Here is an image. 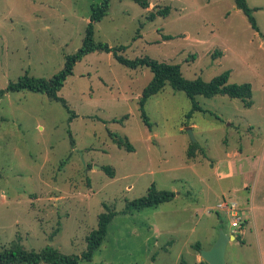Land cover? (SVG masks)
<instances>
[{
    "label": "rangeland",
    "instance_id": "obj_1",
    "mask_svg": "<svg viewBox=\"0 0 264 264\" xmlns=\"http://www.w3.org/2000/svg\"><path fill=\"white\" fill-rule=\"evenodd\" d=\"M147 1L144 10L132 0H110L107 14L94 24L95 42L124 47L121 55L128 59L148 57L178 65L186 80L209 81L229 72V84H250L252 106L225 96H197L205 112L187 117L191 102L166 84L145 104L148 127L138 102L152 74L97 52L74 65L58 92L68 110L44 94H4L0 251L15 245L27 251L49 246L80 256L105 204L116 216L92 260L78 264H195L190 245L204 250L219 230L232 232L229 215L215 210L220 192L237 190L246 199L250 195L245 187L256 184L252 211L241 212L249 222L240 240L227 244L225 262L264 264V0H246L254 9L257 32L234 0ZM100 2L0 0V90L25 74L49 79L60 72L65 57L80 48L91 7ZM166 7L167 17L146 19L152 10ZM166 36L172 39L164 40ZM191 124L197 157L205 165L189 168ZM108 132L127 138L134 151L113 144ZM225 152H251L255 158L250 170L241 176L222 162L214 173L209 162L224 160ZM103 166L111 167L113 178ZM152 186L183 196L121 213ZM206 206L213 211L206 214ZM189 207L200 221L195 231Z\"/></svg>",
    "mask_w": 264,
    "mask_h": 264
},
{
    "label": "trees",
    "instance_id": "obj_2",
    "mask_svg": "<svg viewBox=\"0 0 264 264\" xmlns=\"http://www.w3.org/2000/svg\"><path fill=\"white\" fill-rule=\"evenodd\" d=\"M110 0H101V2L91 7L89 22L85 29V34L80 48L72 55L65 57V62L62 70L49 79L29 77L27 74L19 77L15 82H9L4 90H0V99L6 93L28 91L46 95L49 99L60 102L67 109L66 102L58 96V92L63 87L66 79L72 75L73 67L77 62H80L85 56L91 53H106L111 54L114 60L120 65L136 70L147 69L152 78L143 89L139 98V111L141 118L148 127L149 122L146 116L144 107L149 98L158 94L166 84L172 90L183 92L187 99L191 102V110L186 115L191 117L194 112H205L197 104L195 98L201 96L204 98H213L215 96H225L230 99L240 100L245 108L252 106V91L250 84H229V72H224L209 81H203L200 78L194 80H186L180 71L178 65H171L155 61L148 57H140L128 59L121 55L125 50L124 47H110L106 43L95 42L93 38L94 24L100 22L107 14ZM142 9L149 8L147 0H132ZM235 7L246 17L249 25L254 31H258L255 20L252 16L254 9L248 7L246 0H234ZM169 8H163L158 11H151L147 14L148 21L155 20L156 17H167ZM170 36L164 37V40H171ZM68 110V109H67ZM126 117H124L125 119ZM113 144L119 148H124L127 152H133V146L127 138H122L116 134L108 132ZM198 145L194 141L190 146L187 157L192 158L196 155ZM101 170L106 173L109 178L114 177V171L111 167L103 166ZM175 198V193L171 191H157L153 186L148 189L145 196L132 200L127 203L122 214H129L133 211H140L146 208H155L162 204L169 203ZM105 212L97 216L96 228L90 231L85 237L86 248L80 256L64 255L57 249L45 247L39 251H27L20 248L18 245L0 251V264H78L79 260L91 261L93 254L99 249L104 240L107 228L116 212L112 211L104 204ZM245 222L243 223V226ZM240 240V236L236 237ZM197 253L200 252L201 246L195 244L192 246ZM199 264H206L201 261Z\"/></svg>",
    "mask_w": 264,
    "mask_h": 264
},
{
    "label": "crops",
    "instance_id": "obj_3",
    "mask_svg": "<svg viewBox=\"0 0 264 264\" xmlns=\"http://www.w3.org/2000/svg\"><path fill=\"white\" fill-rule=\"evenodd\" d=\"M190 127H191V131H192V129H195V124H191ZM204 156H205V153H204ZM224 157H225L224 160H218V161L215 160V161H213L211 163L209 162V165L208 166H210L211 170L214 171V173H216V172L219 171V165L222 162H226L228 168H230L231 165H232L236 170H238V172H241V176H243L244 174H246V173H243L244 171L248 172L250 170L251 165L253 163V160L255 158V157H253V154H251V152H250L249 155H247V154L244 155V154H241V153L240 154L237 153L236 155H234V154L225 152L224 153ZM204 159H205V157H203V160ZM187 160L190 161L189 162V165H188L189 168H190V166L196 167V166H203V165H205L202 160H199L198 159L197 154L194 157H192V158H188L187 157ZM224 165H226V164H224ZM224 172H226V170H224ZM221 175H223V174H221ZM231 178L232 177H229V178L226 177L223 180H228V179H231ZM215 181L219 185H222L220 178H218V180L215 179ZM201 182L202 183L205 182L204 184H206V181H204V180H202ZM241 187H242V184H241ZM205 189H206L207 193L211 194V189H210V187L208 185H205ZM245 191H246V195H248V196L250 195V198H251V196L253 194V191H256V184H255V188H254V185H253V187H249V186L248 187H245ZM239 193H242V192H239V191L237 192V190L236 191H233V192H230L229 190H227L226 193L220 192V196L217 198L218 199L217 200V203L220 202L219 201L220 199H221V201L224 200V199H226V200H228V199L229 200H233L234 199V200H236V202H237V204L239 206L240 213L243 212V211L251 212L252 211V207H251L252 200H250V198H248V197L246 199L245 198H242V196H239ZM184 194H189V192H186ZM180 196H183V195L178 192L175 195V198L172 201H174L175 199L179 198ZM195 210L196 209L193 210L190 207L187 209L188 214L190 216H192L194 218V221H195V224H194V226H192L191 231H195L196 225H198V223L200 222L199 220L196 219V215L197 214H196ZM212 211H213L212 208H210V207L208 208V206H206V208H205V213L206 214H208V212L210 213ZM244 219H245V225H244V229H245L247 227V223L249 222V218L247 216H245ZM155 232H157V229L155 230ZM216 239L217 238H215L209 244V246L206 249H204V250L210 249L211 246L216 241ZM235 240H236V238H235ZM189 249H191L193 251V260H194V263L195 264H199L202 261V259L200 257V252L199 253L195 252L193 250V248H192V245H190ZM178 259H181V257H178Z\"/></svg>",
    "mask_w": 264,
    "mask_h": 264
},
{
    "label": "water",
    "instance_id": "obj_4",
    "mask_svg": "<svg viewBox=\"0 0 264 264\" xmlns=\"http://www.w3.org/2000/svg\"><path fill=\"white\" fill-rule=\"evenodd\" d=\"M187 133L194 142L191 128L187 129ZM235 240V237L231 234L228 235L224 231L219 230L218 237L214 244L208 250H200V257L206 264H226L225 251L227 244Z\"/></svg>",
    "mask_w": 264,
    "mask_h": 264
},
{
    "label": "built area",
    "instance_id": "obj_5",
    "mask_svg": "<svg viewBox=\"0 0 264 264\" xmlns=\"http://www.w3.org/2000/svg\"><path fill=\"white\" fill-rule=\"evenodd\" d=\"M215 210L219 213L223 212L230 217V227L232 228L231 235L235 238L240 236L244 231V217L240 213L239 206L234 200H222L215 206Z\"/></svg>",
    "mask_w": 264,
    "mask_h": 264
}]
</instances>
